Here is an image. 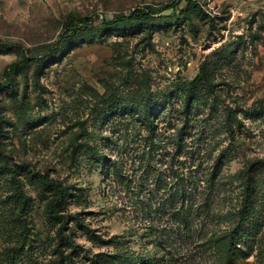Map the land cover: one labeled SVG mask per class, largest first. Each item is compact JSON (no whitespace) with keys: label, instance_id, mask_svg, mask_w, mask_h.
I'll return each instance as SVG.
<instances>
[{"label":"rangeland","instance_id":"1","mask_svg":"<svg viewBox=\"0 0 264 264\" xmlns=\"http://www.w3.org/2000/svg\"><path fill=\"white\" fill-rule=\"evenodd\" d=\"M195 1L0 0V264H264V0Z\"/></svg>","mask_w":264,"mask_h":264},{"label":"trees","instance_id":"2","mask_svg":"<svg viewBox=\"0 0 264 264\" xmlns=\"http://www.w3.org/2000/svg\"><path fill=\"white\" fill-rule=\"evenodd\" d=\"M177 4L178 2L173 3L171 6L175 7ZM192 10L201 11V7L199 3L195 0H187V6L184 9V13L188 14ZM149 14H151L150 11L145 12V11H141L139 8H136L133 11H131L128 15H125V16L115 17L111 19L103 18L101 20L102 26L93 25L92 17L88 15H77V16L68 15V17L62 24V28L66 32L67 36H74L73 33L75 32L76 28H78V30H83V31H90L92 29L97 30V29H100L99 27L115 26L118 23L125 21V20L140 21L141 19L144 18V16L149 15ZM30 58L31 57L27 55L26 53H22L19 59L12 61L5 66L4 78L0 80V91H3L10 87L16 72L20 70L22 71L25 68L28 61L30 60ZM202 89H205L208 92L213 93V83L211 81V76L207 72V70L204 68L201 69L200 73L196 74L190 81H188L186 84H184L181 87L182 97L184 100L183 104H184V109L186 112H188L189 110V104L191 100H193V98L196 95H198ZM140 102H141L140 108L142 110L144 121L147 123H151L150 116L152 114V111L148 105L147 100L141 99ZM112 110L117 113L121 112V108L119 104L117 105L112 104ZM228 110L232 112L231 108H228ZM234 115L235 113L233 114V116ZM227 119L229 118L227 117ZM1 120L2 119L0 116V128H1ZM227 124H228L227 127L229 129H232L233 124L230 121V119ZM4 168L5 166L0 164V173L3 172ZM40 180L45 182V184L47 185L50 191V197L46 203L47 215L52 218H56L59 216L60 206L64 199V189L59 183L54 182L51 179H49L47 175H41ZM171 197H172L171 200H173L174 198L180 199L182 202V205H184L183 203L188 199V197H190V192H188L187 189L184 187V185L181 184V187L178 188L177 191H174V193H171ZM246 206H248V204L245 205V207ZM178 212L185 213L183 206H180V209L178 210ZM235 243H238V242L234 240V234H233L231 237V240L229 241L228 250L230 249V246H234ZM223 248H225L226 250V246H224ZM68 264H72V263H68Z\"/></svg>","mask_w":264,"mask_h":264}]
</instances>
